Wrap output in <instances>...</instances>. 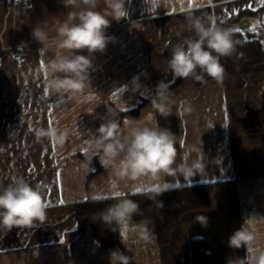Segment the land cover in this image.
Instances as JSON below:
<instances>
[{
    "label": "crops",
    "instance_id": "crops-1",
    "mask_svg": "<svg viewBox=\"0 0 264 264\" xmlns=\"http://www.w3.org/2000/svg\"><path fill=\"white\" fill-rule=\"evenodd\" d=\"M23 1L19 0L18 4L15 0L0 1V149H3L0 151V181L7 183L12 177L21 175L43 188L50 206L46 225L24 231L14 228L0 237V264H109V252L116 248L132 258L130 264H191L189 244L195 239L204 241L213 264H227L229 258L246 259L248 256L246 247L232 249L228 246L229 237L247 218L257 234L254 248L264 249V170L260 168L264 166V72L224 77L220 82L211 80L203 86H197L194 79H189L171 90L175 103L173 115L167 119L160 117L151 103L140 114L131 116L139 118L152 112L161 127L170 128L186 145L202 147L204 172L191 178L167 177L173 187L214 184L208 210L169 217L170 244L167 246H161L157 237L149 243L141 242L129 231L120 237L119 245L103 248L92 232L78 230L76 203L95 198L117 199V191L127 197L152 191L155 185L146 181L122 182L112 190L109 187L112 178L103 167L97 169V162L90 165V170L81 168L92 155L90 147L78 145V149H70L67 143H77L84 136L82 110L86 109L88 113L94 109L86 114L91 119L93 117L94 124L101 125L110 118L108 111L116 118L119 111H129L142 99L150 97L161 80L168 85L176 80L170 72L165 74L164 71L170 48L178 42L174 32L184 22L186 12L214 17L217 24L241 15L230 27L236 25L241 32L256 35L264 46V2L125 0L129 2L125 5L127 17L119 22L113 21L106 34L117 38L119 50L128 54L130 61L138 55V58L146 59L145 65L151 69L138 71L133 83L127 84L120 79L122 95L108 97L109 87L119 90L120 84L109 82V77H105L97 86L96 73L106 74L97 71L106 63L110 43L105 52L94 54L92 72L95 73L90 72L93 99L90 105H83L60 103L55 95L45 94L46 65L52 53L42 49L43 46L31 37V28L38 21L48 14H59L67 9L59 0H29L28 4ZM139 47H143L140 52H134ZM85 53L86 50L81 54ZM16 55L22 59L17 60ZM33 65H39L38 71ZM129 67L134 69L132 65ZM16 70L19 73L32 71L34 81L41 86L43 96L39 97V102L44 103L46 99L57 102L47 108L44 105L19 107L12 103L4 107L2 96L15 83L19 74ZM142 73L146 74L141 77ZM104 93L107 95L102 96ZM40 112L46 115V119L53 117V125L49 126H67L69 138L50 159L47 170L39 172L38 154L29 152L17 160L18 164L13 159L11 163L6 160V145H20L21 140L8 142L5 132L9 128L12 130L14 125L33 124L36 118L43 121L42 115H36ZM6 114L11 117L4 118ZM128 117H123L121 126L124 127ZM8 124L11 125L6 126ZM72 126L77 129H70ZM86 138L90 141L91 136ZM33 142V138H25L23 144L31 146ZM177 148L179 150V145ZM235 163L237 173L233 167ZM247 168L255 172L245 171ZM198 216L206 220L200 222ZM147 222L155 231L154 223Z\"/></svg>",
    "mask_w": 264,
    "mask_h": 264
},
{
    "label": "clouds",
    "instance_id": "clouds-1",
    "mask_svg": "<svg viewBox=\"0 0 264 264\" xmlns=\"http://www.w3.org/2000/svg\"><path fill=\"white\" fill-rule=\"evenodd\" d=\"M59 3L67 11L48 14L38 21L31 28V37L42 49L52 53L46 65L45 94L55 95L60 103L82 104L93 99L90 72L94 68V54L105 52L114 42L115 37L107 35V29L128 13L125 0H59ZM185 32L189 35L185 36ZM174 35L178 42L170 48L164 71L165 74L170 72L173 79L192 77L200 81L206 75L220 82L225 75L221 59L243 56L238 52L241 41L235 38L234 29L217 24L214 17L186 12L184 22ZM85 50L87 55L81 54ZM173 95L169 85L161 80L155 94L149 97L160 117L167 119L173 115ZM108 114L110 118L101 123L97 134L89 133L92 155L81 168L90 170L93 158L98 157L100 165L112 178L110 189L116 190L122 182L146 181L155 185L149 198L162 208L163 203L157 198L174 188L167 177L191 178L204 172L202 147L186 145L170 128L161 127L152 112L139 118L129 116L123 129L115 115L109 111ZM34 137L37 143L47 140L63 147L69 138V129L39 127ZM48 208L39 184L33 185L21 175L7 183L0 181V237L14 228L24 231L46 225ZM138 215H142L139 203L118 195L114 203L93 213L90 219L118 234L119 238L131 231L139 241L149 243L156 238V233L146 220L133 223ZM197 220L204 222L206 218L198 216ZM256 239L257 234L247 218L229 237L228 246L232 249L246 247L248 256L246 259L229 258L227 264H264V249L254 248ZM253 252L256 254L252 255ZM131 260L119 248L109 252V264H130Z\"/></svg>",
    "mask_w": 264,
    "mask_h": 264
},
{
    "label": "trees",
    "instance_id": "trees-1",
    "mask_svg": "<svg viewBox=\"0 0 264 264\" xmlns=\"http://www.w3.org/2000/svg\"><path fill=\"white\" fill-rule=\"evenodd\" d=\"M241 16V15H240ZM240 16L228 19L220 23L224 27H230L235 21L239 20ZM236 39L241 41V46H238V52L243 53V56L222 58L221 63L225 68L224 77H234L242 74H252L264 72V46L260 38L253 34H245L241 31L234 32ZM185 80L176 79L169 84V89L174 90L179 87ZM210 77L205 75L203 80L194 82L197 86H203L211 81ZM154 90L151 95L155 94ZM150 95V96H151ZM150 104V99L144 98L141 103L134 109L129 111H119L116 115L120 127L121 121L125 116H133L140 114L143 109ZM87 160V159H86ZM97 162L98 168L102 166L99 163V158L94 157L92 163ZM214 184L200 183L197 185H189L183 187H174L168 192L163 193L159 199L163 203L160 208L158 204L149 198L152 191L139 192L129 194L127 198L133 199L139 203L142 215L135 216L133 221L139 223L141 221H151L154 223L157 242L161 246L170 244V233L168 227L169 217L184 215V213H195L208 210L211 206V194ZM114 197L110 198H95L88 199L75 204V211L78 220V230L90 231L103 248H111L120 244L118 234L105 229L100 223L93 222L90 217L93 213H97L115 202ZM189 255H191V264H213L211 255L205 249L203 240H192L189 244Z\"/></svg>",
    "mask_w": 264,
    "mask_h": 264
},
{
    "label": "rangeland",
    "instance_id": "rangeland-1",
    "mask_svg": "<svg viewBox=\"0 0 264 264\" xmlns=\"http://www.w3.org/2000/svg\"><path fill=\"white\" fill-rule=\"evenodd\" d=\"M128 4L129 2H125V5H128ZM101 7H103V5H101ZM235 26L236 25H233V29H236ZM142 48L143 47H139V49L135 50L134 52L138 51L139 53ZM128 56H129L128 54H125L119 50L118 41H117V38H115L114 42L110 44V51H109V54L107 55L106 63L104 67H101L97 71V72L102 71L106 74L104 75L101 72L100 74L96 73L97 86L103 83V81L105 80L104 79L105 77H109V82L113 83L114 81L116 85L120 84V79H124L125 82H127V84L130 82L133 83L134 75H136L138 71L142 72L143 70L145 71V70L151 69V66L145 65L146 59L141 58V57L138 58L137 57L138 55H134L133 60L130 61V59H128ZM4 59H7V57H4ZM129 65H132L134 69L132 67H129ZM33 66L36 69V71H38L39 65H33ZM9 69H12V68H9ZM3 72L7 73L6 71H3ZM16 72L19 73L18 70H16ZM31 73L32 71L31 72H27V71L20 72L18 76L16 77L15 79L16 81L12 85L11 90L9 91L8 88L5 90L6 94L2 96L4 107L9 106L12 103L14 106H19V107L35 106L37 108V106L44 105L47 108L48 106H53L57 102V101H53L52 99L51 101L49 99H46L44 103H41L38 101L39 97L43 96L42 91H41V86L39 85V83L34 81V75L33 74L31 75ZM92 73L94 74L95 72H92ZM144 74L146 73H142L140 74V76L142 77ZM25 78L27 80H25ZM122 86H123L122 83L118 86L119 90L114 89V87L112 88L109 87L108 97L111 98V95L120 97L123 92ZM104 95H107V93L102 94V96ZM71 103L76 104L75 102H71ZM83 105H90V101L84 102ZM137 106H135V108ZM83 107L86 108V106H83ZM135 108H132L131 110H134ZM82 113H83L82 117L84 118L83 126H82L84 136L82 139H79L77 143L67 142L69 143L70 149H78L79 148L78 145L80 146L85 145L86 147L88 146L90 147L89 139L86 137L90 136L89 133H91L92 135H96L97 134L96 130L100 127V125H96L92 122L93 117L91 119V116L87 115L88 113L86 109L82 110ZM36 115H42L43 121H41V119L39 120L36 118L35 123L33 124L22 123L19 125V127L17 125H14L12 130L11 128H9L8 131L5 132V140H7L8 142H11V140L13 139L21 140L20 145H15L14 143H12L13 146L6 145L5 157H6V160H8L9 162L10 160L11 162H13L14 160V162H17L15 164H18L17 160H20V158L23 157L24 155H28L29 152L30 153L32 152L33 155L38 154V156L40 157L37 158V162L39 163L38 168L40 172V171H43V169L47 170L46 167H49L51 163L50 159L52 157H55V154L58 152L59 147L47 140H44L41 143L36 142L35 137H34L35 129L39 127H48L49 124L53 125V122H51L53 121V117L50 118L48 116V118L46 119L44 117L46 115L41 112L40 114L37 113ZM7 116L11 117L9 116V114H6L4 115V118H6ZM9 125L11 124H8L6 126H9ZM72 127L73 128H70V129H74V130L77 129L75 128V126H72ZM63 128H67V126H63ZM25 138L34 139V142L32 143L31 146H28V145L26 146L23 144V141ZM14 156H18L19 158H15ZM47 160H49L48 166H47ZM233 167L235 168V172L237 173L238 168H237L236 163L233 164ZM260 168L262 169L261 171L264 170V166ZM245 171H248L251 174L255 172L254 169L250 170L249 168L245 169Z\"/></svg>",
    "mask_w": 264,
    "mask_h": 264
},
{
    "label": "built area",
    "instance_id": "built-area-1",
    "mask_svg": "<svg viewBox=\"0 0 264 264\" xmlns=\"http://www.w3.org/2000/svg\"><path fill=\"white\" fill-rule=\"evenodd\" d=\"M28 2H29V0H24V1H23L24 4H28ZM15 3L18 4V3H19V0H15ZM16 59H17V60H21L22 57H21L20 55H16Z\"/></svg>",
    "mask_w": 264,
    "mask_h": 264
},
{
    "label": "snow or ice",
    "instance_id": "snow-or-ice-1",
    "mask_svg": "<svg viewBox=\"0 0 264 264\" xmlns=\"http://www.w3.org/2000/svg\"><path fill=\"white\" fill-rule=\"evenodd\" d=\"M262 2H264V0H262ZM239 29H234V32H239ZM0 151H3V149H0ZM139 191V190H138ZM116 196L121 195V193H115ZM48 206H50V204H48Z\"/></svg>",
    "mask_w": 264,
    "mask_h": 264
},
{
    "label": "water",
    "instance_id": "water-1",
    "mask_svg": "<svg viewBox=\"0 0 264 264\" xmlns=\"http://www.w3.org/2000/svg\"><path fill=\"white\" fill-rule=\"evenodd\" d=\"M1 1V0H0Z\"/></svg>",
    "mask_w": 264,
    "mask_h": 264
}]
</instances>
